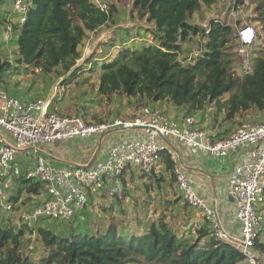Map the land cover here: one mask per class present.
<instances>
[{"label":"trees","instance_id":"16d2710c","mask_svg":"<svg viewBox=\"0 0 264 264\" xmlns=\"http://www.w3.org/2000/svg\"><path fill=\"white\" fill-rule=\"evenodd\" d=\"M6 1L0 0V6ZM27 1L25 21L18 23L14 19L19 31L14 33L15 22L7 31L8 39L14 36L18 66L32 67L46 75L60 67L63 74L69 73L72 77L99 69L98 94L102 96L120 93L127 98L144 99L152 105L169 102L174 109L187 107L189 111H201L208 104H215L224 112L223 121L231 123L233 128L240 126V121L232 122L237 116L241 118L251 110L264 113V53L252 58V74L236 76V55L228 53V46L234 39L232 27L214 20L207 27L189 23L202 7L210 8L217 0H136L138 14L145 16L147 23L153 26L152 44L139 49L125 47L112 61H106L107 53L100 54L94 62L85 63V67L76 66L81 58L78 49L87 32H95L112 22L113 8L102 10L92 0ZM253 1L258 3V9L264 7V0ZM234 2L236 7L242 5V0ZM258 15L252 20L264 24V13ZM5 20L6 16L0 15V23ZM194 37L205 40L204 50L195 63L193 60L184 64L186 57L182 58L183 62L180 60L182 44ZM74 67L75 71H72ZM13 71L15 67L0 59V83ZM152 105L147 107L155 109ZM172 119L176 120L175 117ZM160 162L165 170L160 176L131 167L123 172L120 182L128 171H137L142 177L151 178L149 184L158 188L163 185L162 176L170 172L181 203L198 211L183 200L177 189L174 162L167 151L161 153ZM28 170L23 167L15 196H20L22 190L33 196L45 191L39 182L23 178ZM17 201L16 198L12 201V211L18 210ZM86 219L79 222L81 226L87 224ZM202 220L204 224L192 233L182 234L176 233L164 216L149 223L141 232H122L115 224H108L104 231L94 233L78 227L69 233L40 227L36 234L43 254L36 261L22 253L24 227L16 228L6 223L0 226V264L245 263L239 251L232 244L216 239L206 221ZM259 239L255 247L264 262V242Z\"/></svg>","mask_w":264,"mask_h":264},{"label":"built area","instance_id":"2783aa9c","mask_svg":"<svg viewBox=\"0 0 264 264\" xmlns=\"http://www.w3.org/2000/svg\"><path fill=\"white\" fill-rule=\"evenodd\" d=\"M19 2L17 8L23 12L19 23H23L28 9ZM99 8L105 10V7ZM233 36L238 49V73L248 76L253 72L252 52L258 33L245 23L235 30ZM50 106V100L26 103L0 92L2 210L12 211L14 185L18 189L17 181L22 178L23 167H28V159H33V168L23 178L39 182L45 190L41 204L22 213L21 219L30 224L42 218L69 221L79 217L84 220L91 196L102 192H105V206L110 208L115 196L121 195L120 177L124 171L132 167L146 174L157 173L161 153L167 151L163 141H175L196 157L202 154L225 159L241 152L243 156L231 171L227 188L239 224L237 238L224 230L216 208L201 197L181 170L175 167L176 186L183 200L199 211L216 239L232 244L246 264H264L255 247L264 232V215L258 211L264 204V121L242 123L228 136L214 137L197 127L193 116L178 122L149 107L141 108L138 117L131 121L116 119L109 123H93L80 116L57 114L50 110ZM133 130L141 133L133 137L125 135L110 145L105 158L84 165L59 164L42 152L43 147L59 142L105 140L117 133Z\"/></svg>","mask_w":264,"mask_h":264},{"label":"rangeland","instance_id":"374dc122","mask_svg":"<svg viewBox=\"0 0 264 264\" xmlns=\"http://www.w3.org/2000/svg\"><path fill=\"white\" fill-rule=\"evenodd\" d=\"M92 1L99 7H105V9L112 7L114 10L113 20L107 25L98 28L95 32H87L86 38H84L78 49L81 53V58L77 62V67H85V63L89 61L94 62L100 54L104 55L107 53V56H105L106 61H112L125 47L139 49L152 44L151 29L153 26L147 23L145 16L138 14L135 8L136 0ZM6 2V4L3 3L0 6V15L6 16V20L0 23V59L15 67V71L9 72L5 76L0 83V92H4L23 102L50 100L51 111L60 115L80 116L85 121L93 123H109L116 119L131 121L141 108L152 105L144 99L127 98L120 93L108 96L98 94L99 69L93 73L87 71L72 77L69 73L63 74L60 67L53 73L46 75L32 67L18 66L15 62L17 51L14 36L8 39L7 31L13 22H15L13 27L14 33L16 34L19 31L17 29V21L19 23L23 12L17 8V2L21 3L22 7H26L28 1L7 0ZM257 5L258 3L253 0H242V5L236 7L234 0H217V3L210 8L202 7L200 12L189 20V23L193 25L197 24L200 27H207L211 20L220 21L232 27L234 32L241 25L245 23L250 24L258 32V39L255 50L252 52V58L261 56L264 53V24L257 22L254 25L251 17L259 16L258 14L261 12L264 13V7L258 9ZM15 18L17 21H14ZM204 44L205 40L201 37H194L187 43L182 44L180 60L183 62L182 58L186 57L184 64L191 63L193 60L195 63L197 56L204 50ZM228 53L236 55L234 72L236 76H240L238 73V49L235 39H232L231 44L228 46ZM75 68L72 71H75ZM151 107H156L160 111H164L163 107L173 108L169 102H164L160 106L152 105ZM174 110L179 113L182 119L187 116L196 118L197 125H205L202 127L207 128H201L203 130L209 131V128H212L210 133L215 128H224V121H221L220 117L222 112L217 109L215 104H208L201 111H189L187 107L176 108ZM164 112L170 115L168 112ZM239 121L238 125L242 123L263 122L264 113L251 110L247 114H244ZM0 131L3 132L1 129ZM115 140L116 137L111 136L105 140H97L96 138L76 139L63 142L62 144L69 145V147L76 150L83 148L89 152L92 150L91 153H93L94 149L98 145H101V141H104L102 142L104 144H110V142ZM55 144L62 146L61 143ZM55 144H52V146ZM49 146L51 145L45 147V152L52 155L47 150ZM63 151L66 152L67 147ZM89 152L74 153L73 155L77 158L84 154L91 156ZM18 161L22 162V159H18ZM27 163L28 167L26 168L30 169L33 160L30 159L29 161L28 159ZM133 177L137 178L138 175ZM173 177L170 172L163 175V185L158 188L156 186L153 187V185L151 186V184L144 185V188L142 186H133L139 178L144 179L142 176H139L137 180L132 179L130 181V188H128L125 178H123L120 183L121 195L115 196L114 203L110 208H106L105 206L106 197L101 196V202L88 212L86 221L90 218L89 224H82V226L79 222L85 219L80 220L78 217L69 221L38 220L30 224L23 222L21 219L22 213L28 212L35 204L41 202L45 198V195L44 192L37 196L28 195L26 190H22L20 196H15L17 188L14 185L15 189L12 192V201L15 198L18 199L16 206L18 210L6 212L0 208V226L9 223L16 228L24 227L22 253L30 256L35 261L43 254V248L37 240L36 234V230L40 227L54 229L58 233H69L70 230L78 227L94 233L95 230L104 231L108 224H115L122 232H141L149 223L164 216L176 233H192L196 227L204 224L202 216L198 211L181 203ZM100 195H104V193L102 192ZM261 238L264 240V233Z\"/></svg>","mask_w":264,"mask_h":264},{"label":"crops","instance_id":"0c3cea01","mask_svg":"<svg viewBox=\"0 0 264 264\" xmlns=\"http://www.w3.org/2000/svg\"><path fill=\"white\" fill-rule=\"evenodd\" d=\"M253 19L256 18L251 16ZM208 20V19H206ZM258 21L253 20L252 23L255 25ZM258 33V32H257ZM163 103L160 104H153L154 106H160ZM172 107V106H171ZM158 109V108H155ZM159 110V109H158ZM163 110L168 112V116H170L171 118H174L176 120H178V122L183 121V119H181V116H179V114H177V112L174 110V108H164ZM163 112V111H162ZM224 112L221 113L220 117H221V121L223 120V114ZM136 116H133V120L135 118L138 117L139 112L136 113ZM196 119V118H195ZM239 116H237L234 120H232V122H234L236 124V122L239 121ZM197 122V121H196ZM224 128L219 129V128H215L212 130V128H209V132L210 134H212L213 136L216 137H225L227 135L230 134V132L234 131L238 126H234L231 123L228 122H224L223 124ZM232 125V127H231ZM199 128H205L202 126L205 125H196ZM230 126V127H229ZM207 129V128H205ZM232 129V131H230ZM206 131V130H205ZM230 131V132H229ZM141 133L139 130H133V131H128L126 133H117L114 135V138L116 137V140L113 142L104 144L102 143V145H98L96 147V149H94L93 153L92 150L87 151L86 149H72L71 147H69V145H63L60 146V144H55V145H51L48 147V152H51L52 155L47 154L45 152V147L42 148V152L50 159H52L53 161H55L56 163L59 164H75V165H84L87 163H92L95 162L97 160H101L103 158H105V155L107 153V149L110 147V145L116 141H119L121 139L124 138L125 135H127V137L130 136H136L137 134ZM220 135V136H218ZM98 140V139H97ZM73 144V143H72ZM163 144L166 146L167 148V152L169 153L172 161L174 162V168H178L181 170V172L185 175V177L191 182V185L193 186V188L195 189V191L201 196L203 197L209 204H211L212 206H214L216 208V210L218 211L219 217L222 221L224 230L232 235L233 237H238L239 236V224L235 218V211H234V207H233V203L232 201L229 199L228 194H227V182H228V178L231 174V171L233 170L234 166L240 161V159L242 158V153H237L235 155H232L228 158L225 159H219V158H210L208 156L205 155H198L196 156H191L186 149H184L181 145H179L178 143H176L175 141L172 140H166L163 141ZM71 146V145H70ZM67 147V151H63V149H66ZM59 149V150H58ZM80 152H89L91 154V156H87V154H84L81 157H76L73 154L77 153L79 154ZM70 155V156H69ZM33 160V159H32ZM32 166L31 168H33V164L31 163ZM157 173L155 175L160 176L165 170H164V165L161 163L159 165H157ZM141 176L137 173V171H128L125 174V182L128 185V188H130V181L133 179H138L134 178L133 176ZM152 180L151 178H144L142 179H138L137 183H135L133 186H142L144 188V185L151 183ZM132 186V187H133ZM105 193V192H103ZM101 196L105 197L104 195H92L91 199L89 201V207L86 208L85 210V218H88V212L89 210H92L93 207H95V205L99 204L101 202ZM263 206V205H262ZM260 206L259 208L261 209V213L264 215V206L262 207ZM90 218L88 221H86L87 224H89ZM96 231V230H95ZM263 236V235H262ZM259 241L264 242V240H262V238L260 237ZM245 264V263H242Z\"/></svg>","mask_w":264,"mask_h":264}]
</instances>
